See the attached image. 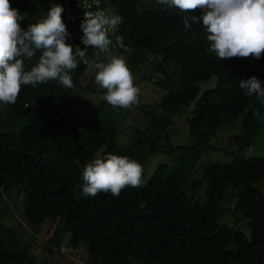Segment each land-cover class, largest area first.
<instances>
[{
  "label": "trees",
  "instance_id": "16d2710c",
  "mask_svg": "<svg viewBox=\"0 0 264 264\" xmlns=\"http://www.w3.org/2000/svg\"><path fill=\"white\" fill-rule=\"evenodd\" d=\"M103 1L123 17L116 36L121 39L112 53L126 59L132 74L153 67L164 76L163 82L153 83L165 91L153 105L124 109L109 105L102 89L99 103L79 129L65 107L88 65L79 63L70 89L55 80L22 85L14 104H0V191L20 196L27 223L48 221L42 248L47 255L69 234L70 249H85V264H264V155L210 163L185 190L202 153L214 148L210 141L218 129L239 124L243 134L236 139L246 145L264 130V104L239 87L240 80L252 76L264 85V54L220 60L208 51L202 22L190 19L199 12H183L158 0ZM10 2L28 17L20 21L25 30L46 17L53 4L64 8L63 0ZM62 18L70 33L66 43L73 46L75 25L65 11ZM94 51L88 49L90 59ZM40 54L25 59L26 70ZM211 78L213 85L200 91L199 83ZM90 82L85 88L95 92L96 83ZM194 100L186 117L188 142L174 145L173 117ZM131 109L141 113L143 126L134 127L129 141L119 145L121 122ZM102 147L99 157L126 155L141 165L158 153L171 159L159 164L141 187H126L119 196L101 192L88 197L82 192L80 166ZM202 192L205 199L200 201ZM232 200L231 210L246 220L249 239L219 223ZM34 241L23 240L0 214V264H49L48 258L37 259Z\"/></svg>",
  "mask_w": 264,
  "mask_h": 264
},
{
  "label": "clouds",
  "instance_id": "9594fccd",
  "mask_svg": "<svg viewBox=\"0 0 264 264\" xmlns=\"http://www.w3.org/2000/svg\"><path fill=\"white\" fill-rule=\"evenodd\" d=\"M158 3L183 12H199L190 19L202 22L210 42L208 51L220 60L259 59L264 54V0H158ZM63 12L62 5L53 4L46 17L30 23L25 30L20 21L28 17L13 8L10 0H0V104H14L22 85L35 87L55 80L66 89L72 88L71 74L81 62L94 69L95 83L105 90L103 99L113 108L130 109L138 104L140 88L134 83L126 59L114 55L111 48L109 33L118 29L123 17L85 11L81 22L85 47L73 49L66 43L70 33ZM120 39L117 37V43ZM89 47L95 50L91 59ZM38 51L41 53L38 62L26 70L25 59L30 60ZM239 87L264 104V85L257 77L240 80ZM82 180L85 196L96 197L101 192L119 196L126 187L142 186L143 167L126 155L108 153L85 164Z\"/></svg>",
  "mask_w": 264,
  "mask_h": 264
},
{
  "label": "rangeland",
  "instance_id": "374dc122",
  "mask_svg": "<svg viewBox=\"0 0 264 264\" xmlns=\"http://www.w3.org/2000/svg\"><path fill=\"white\" fill-rule=\"evenodd\" d=\"M167 68V66H164ZM169 71H172L170 68ZM150 75V80L144 78L143 75ZM134 83L140 88L139 104L153 105L157 99L165 91L163 88H159L153 82H163L164 76L156 72L153 67H142L140 72L133 74ZM94 80V69L90 66L83 74L80 85L77 86L73 94L65 107V113L74 118V126L81 129L88 121L90 113L99 103L102 96V88L96 84V91L91 92L85 88L87 85H92L90 80ZM214 78H211L209 82L199 83L200 91L204 88H209L213 85ZM201 93V92H199ZM196 100L185 109H181L173 117V123L170 127V138L174 145L185 144L188 142V128L186 123V117L190 114L191 108L194 107ZM136 126H143V119L140 112L135 109H131L129 113L124 116L121 122V132L117 135V143L123 145L130 139L132 130ZM243 134L239 124L234 127L224 126L221 130H217L216 136L210 141V144L214 148L206 149L197 164L195 165L193 173L188 178L185 190L188 192V188L191 186L194 180L201 179L202 170L210 163L224 164L233 161L234 157L239 156L241 158L248 156H262L264 155V130L257 131L255 141L246 145L243 144L240 139H236V136ZM103 147L97 152L96 157H99L102 153ZM171 157L158 153L150 156L143 167V184L149 179L154 169L162 163L169 162ZM85 165H81L83 171ZM264 193V186L260 187ZM205 194H200L199 200L203 201ZM226 207L229 208L222 218L219 219L220 224L228 225L234 229L242 231L246 237L250 238V231L246 226V220L239 214L233 213L234 200L226 203ZM0 214L6 218L11 225L18 228L19 234L23 240H28L30 237L35 239L33 245V252L37 259L43 257L48 258L49 264H85L86 251L80 247L77 250H72L68 246L69 234H67L64 240L61 242L58 250L47 255L42 251L45 241V234L48 230L49 223L46 221L43 225H36L27 223L22 217L21 210V198L19 195L14 194L11 191L9 194L0 191Z\"/></svg>",
  "mask_w": 264,
  "mask_h": 264
},
{
  "label": "built area",
  "instance_id": "2783aa9c",
  "mask_svg": "<svg viewBox=\"0 0 264 264\" xmlns=\"http://www.w3.org/2000/svg\"><path fill=\"white\" fill-rule=\"evenodd\" d=\"M64 1V11L65 18L72 24L75 25L74 31V44L73 49L77 46L84 48L82 43L83 32L81 29V22L84 19L85 11L90 13H96L98 11H104L108 14H118L117 11L108 3H105L103 0H76L75 2H70V0ZM121 24L118 26V29L109 33L110 39L112 40V52L117 48V34L120 30ZM89 49H92L89 47Z\"/></svg>",
  "mask_w": 264,
  "mask_h": 264
}]
</instances>
